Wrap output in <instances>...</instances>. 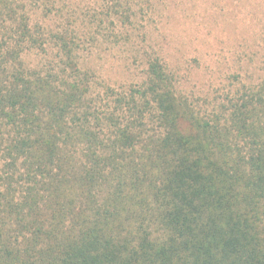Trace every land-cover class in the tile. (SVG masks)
Wrapping results in <instances>:
<instances>
[{"label":"trees","instance_id":"16d2710c","mask_svg":"<svg viewBox=\"0 0 264 264\" xmlns=\"http://www.w3.org/2000/svg\"><path fill=\"white\" fill-rule=\"evenodd\" d=\"M63 4L0 0V264H264V80L104 83Z\"/></svg>","mask_w":264,"mask_h":264},{"label":"rangeland","instance_id":"374dc122","mask_svg":"<svg viewBox=\"0 0 264 264\" xmlns=\"http://www.w3.org/2000/svg\"><path fill=\"white\" fill-rule=\"evenodd\" d=\"M113 2L63 4L62 20L97 38L85 62L100 81L138 83L150 56L162 60L180 92L203 102L264 80V0H121L132 8L122 27Z\"/></svg>","mask_w":264,"mask_h":264}]
</instances>
